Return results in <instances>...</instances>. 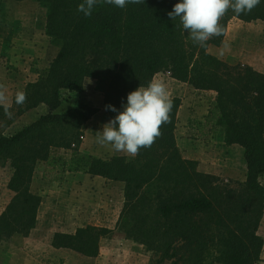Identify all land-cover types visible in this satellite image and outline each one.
Masks as SVG:
<instances>
[{"label":"trees","instance_id":"16d2710c","mask_svg":"<svg viewBox=\"0 0 264 264\" xmlns=\"http://www.w3.org/2000/svg\"><path fill=\"white\" fill-rule=\"evenodd\" d=\"M36 1L46 11L45 34L58 53L38 80L27 85L24 103L17 104L15 96L7 110L10 124L41 105L49 108L48 114L17 133L0 135V162L12 169L8 189L14 194L0 215V248L14 236L29 237L47 192L68 175L82 173L124 184L116 231L154 253V264H260L264 75L249 66L228 65L208 49L221 45L232 19L264 22V2L240 15L229 8L219 20L222 34L201 46L187 36L179 18L168 15L179 0H141L123 9L101 0L90 17L77 11L81 0ZM159 74L216 94L199 139L221 134L225 145L243 147L244 182L223 184L200 172L196 161L183 157L175 134L180 98L171 99L169 119L151 146L110 159L79 151L83 127L98 108L81 102L65 113H55L63 91L82 94L84 81L93 79L113 119L117 113L107 106L122 110L130 92L146 87ZM38 172L42 182L34 193L32 183ZM113 233L87 226L75 234H54L51 245L96 258L101 239Z\"/></svg>","mask_w":264,"mask_h":264},{"label":"crops","instance_id":"0c3cea01","mask_svg":"<svg viewBox=\"0 0 264 264\" xmlns=\"http://www.w3.org/2000/svg\"><path fill=\"white\" fill-rule=\"evenodd\" d=\"M208 52L228 65L249 66L254 71L264 75V22L245 23L237 19L231 20L221 45H211ZM156 78L164 81L166 77L157 75ZM171 80L175 82L174 87H177L179 92H168L170 99L180 98L182 101L175 134L177 145L183 157L198 162L199 171L204 174L244 182L247 163L243 147L225 145L221 134L199 139L210 103L216 94L210 92L212 98H204L205 92H199L188 84ZM83 95L89 102L88 92L83 93ZM204 99L207 104L205 108H200V103L202 105L206 103ZM97 101L99 107H103V98L99 96ZM197 105L199 106L195 108ZM192 106L195 109L194 113L190 109ZM193 137H197L198 140H194ZM104 181L109 184L117 183L124 186L123 183L109 182L101 177H91L82 173L68 175L64 183L55 184L45 195L39 209L37 226L30 236L28 238L15 236L11 243L18 245L17 247L25 248L24 253L40 256L41 261H44L43 259L62 258L70 264H104L103 257L106 254L104 244L108 242L106 237L101 241L103 247H101V253L96 258L84 257L68 249H56L51 245L52 238L56 233L75 234L77 229L87 226H98L110 230L116 227L123 207V199H121L119 210L113 214H111L113 212L111 205L108 206L110 208L104 205L105 210L103 211L101 210L102 207L97 209L95 207L97 204L99 205L101 196L99 192L102 190L100 185ZM94 189L99 192L91 194ZM113 215L114 217H112ZM258 233L264 239V216ZM16 238H20L22 241L14 243ZM262 260H264V250Z\"/></svg>","mask_w":264,"mask_h":264},{"label":"rangeland","instance_id":"374dc122","mask_svg":"<svg viewBox=\"0 0 264 264\" xmlns=\"http://www.w3.org/2000/svg\"><path fill=\"white\" fill-rule=\"evenodd\" d=\"M45 26L46 11L36 0L22 2L16 0H0V93L3 94L2 98H0V109L1 107L5 108L4 111L0 110V135L2 136H11L17 133L23 127L32 124L49 112V108L46 105H41L13 119V122L8 124L12 116L7 110L13 107V100L17 92H25L27 85L35 83L45 69L48 68L50 62L57 56L58 49L51 44L50 39L46 36ZM159 75L163 76L164 74ZM164 76L166 78H163V82L166 85L167 91H175V93H178L179 89L174 87L175 82H173L168 75ZM84 85V94L88 92L90 96L88 97L89 102L86 101L87 98L83 93L78 94L63 91L62 103L55 113H65L81 102L98 108L99 102L97 101V97L100 96L103 98V101L104 97L97 91L96 81L93 79H86ZM193 94L196 95V93ZM203 95L204 98H212L210 92H205ZM193 97L195 98V96ZM206 104L207 102L204 103V105L200 103V106L197 105L195 108L198 106L200 108H205ZM98 109L99 112L83 127L85 136L79 151L86 156L100 159H110L114 156L129 155L130 153L125 151L118 152L114 150L111 145H101L97 142V132L102 131L104 124L112 120L105 110L104 105L103 107L100 106ZM190 109H192L194 113V107L192 106ZM4 114L6 115L3 118L2 116ZM13 114H15V112H13ZM193 139L198 140L197 137H193ZM11 176L12 169L10 165L0 162V214L6 209L14 196L8 189ZM217 178L221 183L230 186H235V184L240 183V181H232L227 178ZM41 182L42 173L38 172L34 175L32 183V191L34 193L39 192ZM103 183L100 185L103 191L101 190L99 192L97 189H94V191L91 192V194H97L98 192L101 194L99 205L97 204L95 207L96 209L102 207L101 210L103 211L105 210V207H103L104 205H107V207L111 205V207L113 206V212L110 213L113 214L119 210L121 199H123L124 204V196H122L124 186L117 183L109 184L105 182V185ZM101 202L103 203L101 204ZM112 217H114V215ZM109 218L111 219L110 216ZM113 230L114 233L106 237L108 242L104 244V252L106 250L105 257H103L104 264H154L157 259L154 253L147 252L143 246L125 239L121 233L116 231V227ZM12 239L3 243L0 248V264H70L62 258L43 259L44 261H41L40 256L38 257L33 253H24L25 248L17 247L18 245L15 244L13 245V242L11 243V241H13ZM14 241V243H17V241L22 240L16 238ZM101 247H103V244L100 242V249ZM260 264H264V260H262Z\"/></svg>","mask_w":264,"mask_h":264},{"label":"clouds","instance_id":"9594fccd","mask_svg":"<svg viewBox=\"0 0 264 264\" xmlns=\"http://www.w3.org/2000/svg\"><path fill=\"white\" fill-rule=\"evenodd\" d=\"M118 8H125L129 3H140L141 0H103ZM264 0H179L168 13L172 20L179 18L184 32L191 40L203 46L212 36L223 32L220 18L231 8L237 15L250 12ZM101 0H81L77 11L85 17L93 14ZM3 94L0 93V98ZM26 99L23 91L16 94V103L22 104ZM165 83L153 77L149 84L140 86L128 94L122 110L107 106L117 113L102 131L97 132V142L111 145L116 151H125L135 155L141 147H149L160 135L162 124L168 121L172 109Z\"/></svg>","mask_w":264,"mask_h":264}]
</instances>
